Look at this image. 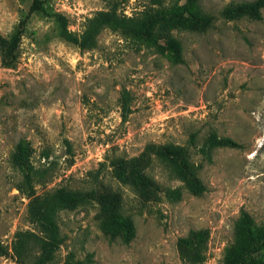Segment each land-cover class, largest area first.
<instances>
[{
	"label": "rangeland",
	"instance_id": "obj_1",
	"mask_svg": "<svg viewBox=\"0 0 264 264\" xmlns=\"http://www.w3.org/2000/svg\"><path fill=\"white\" fill-rule=\"evenodd\" d=\"M159 1L51 0L50 16H30L17 63L5 68L0 59V241L8 249L0 264L35 261L36 243L28 240L19 256L15 236L41 235L29 203L58 189L94 196L56 213L61 242L46 264H226L244 214L254 230L264 228V9L260 20L221 15L255 0H199L212 19L204 33L174 30L150 44L106 29L90 50L65 42L51 16L81 33L98 11L134 17L187 2ZM30 5L0 0L3 36ZM212 134L241 147H208ZM164 145L186 151L183 172L197 192L158 160ZM28 171L32 198L21 190ZM106 191L119 195L116 217L133 222L129 242L113 222L109 232L101 226L97 196ZM192 233L194 262L179 250ZM249 244L237 264L264 263L262 241Z\"/></svg>",
	"mask_w": 264,
	"mask_h": 264
},
{
	"label": "trees",
	"instance_id": "obj_2",
	"mask_svg": "<svg viewBox=\"0 0 264 264\" xmlns=\"http://www.w3.org/2000/svg\"><path fill=\"white\" fill-rule=\"evenodd\" d=\"M51 0H31L28 13L22 18L15 30L9 36H3L0 33V59L1 64L5 68H12L19 58V47L24 36L26 26L32 14L42 13L50 16L48 12L49 2ZM159 4L160 1L156 0ZM264 9V0H255L252 3L240 4L236 6L226 7L221 15L226 19L237 17H249L252 19H261V10ZM60 24V37L67 43L78 47L81 50H90L96 47L99 35L103 30L110 29L119 32L123 36L134 38L138 41H145L150 44H156L159 38H165L166 35L174 30H187L195 33H204L211 25V16L206 14L199 4V0H187L186 4L174 10L169 11H151L144 10L134 17H126L117 13L115 9L102 10L96 12L92 17L85 21L81 33H75L68 29L67 22L60 14L54 13ZM172 45L174 52L178 58L181 57V47L174 39H167ZM208 147H226L237 149L241 146L229 139H220L216 134L209 136L207 140ZM205 152V149H201ZM158 160L172 167L179 172V177L184 179L191 190L197 192L195 188L198 182L194 179H187L185 173L189 167L186 151L177 145H164L155 151ZM21 153L16 155L15 162L20 163ZM32 171H28L25 175L24 183L21 190L26 192L28 198H32ZM148 180L142 177L145 183ZM135 183L136 180H135ZM196 186V187H194ZM94 196V193L80 191H66L58 189L43 197L33 198L29 203V214L40 227L41 235L37 236L30 232H18L12 246L13 252L21 256L25 252L26 242L33 241L39 247L38 256L33 263L27 262L25 259H19L18 264H46L51 258L55 248L61 242L58 235V229L55 223V215L58 211L73 209L80 203L84 202L87 197ZM98 203L102 212V228L104 231L111 230L112 222L124 230L126 241L129 242L135 235L133 222L129 219H121L116 217V211L120 203L119 195L114 192L106 191L97 196ZM107 214L110 216L108 217ZM115 216V217H114ZM111 217V219H110ZM244 220L247 222L245 227L242 225L238 231V243L232 247L227 254L226 264H237L236 258L242 255V252L250 248L251 241H262L264 244V228L258 231L252 228V221L247 214H244ZM197 233H192L189 242L181 241L179 250L182 256L188 258L191 262L196 261L198 257L199 243H194L198 239ZM193 240V241H192ZM192 249L187 252L186 248ZM8 254L7 247L0 241V256ZM252 264V262H251ZM256 264V263H255ZM257 264H264L258 262Z\"/></svg>",
	"mask_w": 264,
	"mask_h": 264
}]
</instances>
